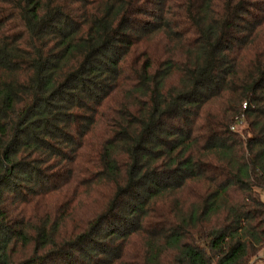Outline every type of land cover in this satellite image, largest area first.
Instances as JSON below:
<instances>
[{
    "label": "trees",
    "instance_id": "obj_1",
    "mask_svg": "<svg viewBox=\"0 0 264 264\" xmlns=\"http://www.w3.org/2000/svg\"><path fill=\"white\" fill-rule=\"evenodd\" d=\"M263 249L264 0H0V264Z\"/></svg>",
    "mask_w": 264,
    "mask_h": 264
},
{
    "label": "rangeland",
    "instance_id": "obj_2",
    "mask_svg": "<svg viewBox=\"0 0 264 264\" xmlns=\"http://www.w3.org/2000/svg\"><path fill=\"white\" fill-rule=\"evenodd\" d=\"M248 126L247 123L244 124V126L242 127H238L237 130L240 132V134H242V136H248L249 131L247 130ZM201 186V185H200ZM72 222H69L68 226L71 227ZM250 264H264V249L260 252V254L258 256H255Z\"/></svg>",
    "mask_w": 264,
    "mask_h": 264
},
{
    "label": "built area",
    "instance_id": "obj_3",
    "mask_svg": "<svg viewBox=\"0 0 264 264\" xmlns=\"http://www.w3.org/2000/svg\"><path fill=\"white\" fill-rule=\"evenodd\" d=\"M244 124H245V121H244V115H243V116H241L240 118L237 119V123L234 124L232 129H234L236 131L238 127H242V126H244Z\"/></svg>",
    "mask_w": 264,
    "mask_h": 264
}]
</instances>
